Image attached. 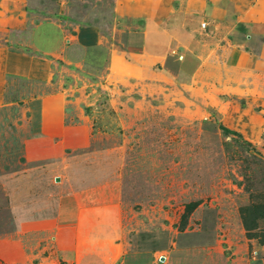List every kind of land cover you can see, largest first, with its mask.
I'll return each mask as SVG.
<instances>
[{"label": "rangeland", "instance_id": "374dc122", "mask_svg": "<svg viewBox=\"0 0 264 264\" xmlns=\"http://www.w3.org/2000/svg\"><path fill=\"white\" fill-rule=\"evenodd\" d=\"M85 26L98 47L62 45ZM148 27L164 42L153 61L126 48ZM0 48L55 60L47 85L0 87V264L264 251V0H0Z\"/></svg>", "mask_w": 264, "mask_h": 264}, {"label": "crops", "instance_id": "0c3cea01", "mask_svg": "<svg viewBox=\"0 0 264 264\" xmlns=\"http://www.w3.org/2000/svg\"><path fill=\"white\" fill-rule=\"evenodd\" d=\"M88 31H90L89 35ZM153 34L150 27L141 32H129L126 36L128 54L130 55L131 53L136 56L139 55V53H147L149 54L148 58L150 61H153L155 54L162 52L164 43L161 38L155 37ZM102 42V33L99 29L85 26L75 30L74 33L69 32V34L64 37L62 45L66 44V47L69 49L76 47L92 49L98 47ZM54 61L55 60L52 58H44L15 51L10 52L8 50L6 51L4 48H0V87L4 78L7 76L25 77L36 83H44L47 85L54 76ZM41 98V129L46 130L49 136H54L53 134L59 132L64 125V114L63 116L60 114L59 97L48 96ZM67 221L69 220H65V218L60 215L57 218V225L69 228V226H67ZM72 223L70 226L73 225ZM134 262L132 264H139V261ZM246 264H264V251L257 253V255L253 256Z\"/></svg>", "mask_w": 264, "mask_h": 264}, {"label": "water", "instance_id": "95a60500", "mask_svg": "<svg viewBox=\"0 0 264 264\" xmlns=\"http://www.w3.org/2000/svg\"><path fill=\"white\" fill-rule=\"evenodd\" d=\"M56 181H59V178H56ZM162 260H164V258H162Z\"/></svg>", "mask_w": 264, "mask_h": 264}]
</instances>
